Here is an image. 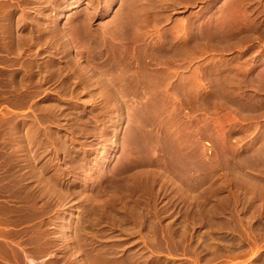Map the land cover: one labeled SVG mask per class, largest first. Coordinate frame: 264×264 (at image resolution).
I'll return each mask as SVG.
<instances>
[{
  "label": "rangeland",
  "instance_id": "obj_1",
  "mask_svg": "<svg viewBox=\"0 0 264 264\" xmlns=\"http://www.w3.org/2000/svg\"><path fill=\"white\" fill-rule=\"evenodd\" d=\"M0 47V264H264V0H0Z\"/></svg>",
  "mask_w": 264,
  "mask_h": 264
},
{
  "label": "bare ground",
  "instance_id": "obj_2",
  "mask_svg": "<svg viewBox=\"0 0 264 264\" xmlns=\"http://www.w3.org/2000/svg\"><path fill=\"white\" fill-rule=\"evenodd\" d=\"M43 2V1H42ZM41 3V2H40ZM42 4V3H41ZM40 4V5H41ZM43 5V4H42ZM46 5V4H45ZM48 5V4H47ZM39 8V7H38ZM45 8V7H44ZM39 10V9H38ZM42 13V12H41ZM44 13V12H43ZM39 14V13H38ZM48 15V14H47ZM37 17V16H36ZM40 17V16H39ZM45 17V16H44ZM9 18V17H8ZM40 20V19H39ZM41 23H42V21H41ZM11 27V26H10ZM231 30V29H230ZM229 30V31H230ZM11 31V30H10ZM9 32V31H8ZM16 32V31H15ZM35 32V31H34ZM65 33V32H64ZM21 35V34H20ZM26 35V34H25ZM38 35V34H37ZM71 35V34H70ZM224 35V34H223ZM226 35V34H225ZM13 36V35H12ZM41 36V35H40ZM69 36V35H68ZM217 36V35H216ZM230 36V35H229ZM15 37V36H14ZM36 37V36H35ZM218 37H219V35H218ZM217 37V38H218ZM239 37V36H238ZM209 38V37H208ZM227 38V37H226ZM39 39H41V37L39 38ZM66 39V38H65ZM207 39V38H206ZM224 39V38H223ZM253 39V38H252ZM37 40H38V38H37ZM218 40V39H217ZM12 41V40H11ZM49 41H51V40H49ZM67 41V40H66ZM65 42V41H64ZM213 42H215V41H213ZM8 43V42H7ZM22 43V42H21ZM73 43V42H72ZM207 43V42H206ZM224 43H226V42H224ZM12 44V43H11ZM212 44V43H211ZM210 44V45H211ZM216 44V43H215ZM235 44H236V42H235ZM243 44V43H242ZM209 45V46H210ZM230 45V44H229ZM251 45V44H250ZM216 46H218V45H216ZM226 46V45H225ZM232 46V45H231ZM237 46H239V45H237ZM229 47V46H228ZM13 48V47H12ZM224 48V47H223ZM226 49H228L227 47H225ZM249 50V49H248ZM55 56V55H54ZM49 61V60H48ZM36 62V61H35ZM35 64V63H34ZM63 66V65H62ZM61 66V67H62ZM49 69V68H48ZM52 69H53V67H52ZM59 71V70H58ZM50 72V71H49ZM49 72H48V74H49ZM45 73H47V72H45ZM56 74V73H55ZM52 75V74H51ZM45 76V75H44ZM49 78V77H48ZM92 85V84H91ZM70 86V85H69ZM98 87V86H97ZM66 90H68V89H66ZM20 119V118H19ZM18 119V120H19ZM20 122V121H19ZM12 123V122H11ZM22 123V122H21ZM38 128V127H37ZM32 129V128H31ZM22 131V130H21ZM55 131V130H54ZM38 132V131H37ZM42 132V131H41ZM46 132V131H45ZM106 132V131H105ZM82 133H83V131H82ZM85 133V132H84ZM103 133V132H102ZM98 134V133H97ZM101 134V133H100ZM18 135V134H17ZM22 136H24V135H22ZM46 136V135H45ZM55 136V135H54ZM109 137V136H108ZM111 137V136H110ZM43 138V137H42ZM18 139V138H17ZM53 139V138H52ZM57 139V138H56ZM27 140V139H26ZM58 140V139H57ZM108 140H110L109 138H108ZM35 141V140H34ZM59 141V140H58ZM47 142V141H46ZM113 144V143H112ZM23 145V144H22ZM58 145H60V144H58ZM64 145V144H63ZM91 145V144H90ZM114 146V145H113ZM60 147H61V145L59 146V150H60ZM77 147V146H76ZM106 147H108V146H106ZM57 148V147H56ZM63 148V147H62ZM73 148H74V146H73ZM93 148V147H92ZM105 148V147H104ZM109 148V147H108ZM94 149V148H93ZM25 150V149H24ZM45 150V149H44ZM58 150V149H57ZM105 150V149H104ZM27 151V150H26ZM33 151V150H32ZM69 151V150H68ZM71 151V150H70ZM88 151V150H87ZM96 151H97V149H96ZM13 152V151H12ZM66 152V151H65ZM101 152V151H100ZM79 153V152H78ZM50 154V153H49ZM72 154V153H71ZM92 154V153H91ZM17 155V154H16ZM25 156V155H24ZM60 157V156H59ZM69 157H71V156H69ZM24 158V157H23ZM67 158V157H66ZM93 158V157H92ZM106 158V157H105ZM44 159V158H43ZM47 159V158H46ZM61 161V160H60ZM55 162V161H54ZM64 162V161H63ZM33 163H34V161H33ZM68 163V162H67ZM56 164V163H55ZM77 164V163H76ZM45 165V164H44ZM84 165V164H83ZM80 166V165H79ZM72 167V166H71ZM28 168V167H27ZM39 168V167H38ZM37 168V169H38ZM42 174V173H41ZM62 174V173H61ZM29 175V174H28ZM37 175V174H36ZM29 177V176H28ZM43 177V176H42ZM56 177V176H55ZM80 177V176H79ZM27 178V177H26ZM75 178V177H74ZM39 180V179H38ZM52 180V179H51ZM47 184V183H46ZM64 184V183H63ZM38 186V185H37ZM36 186V187H37ZM42 187V186H41ZM33 189V188H32ZM66 189V188H65ZM62 190V189H61ZM45 191H46V189H45ZM56 191V190H55ZM79 191V190H78ZM57 192V191H56ZM22 193V192H21ZM34 193V192H33ZM48 193V192H47ZM70 193H72V192H70ZM80 193V192H79ZM78 192H76V195L77 194H79ZM45 194V193H44ZM64 194H65V192H64ZM39 195V194H38ZM51 195V194H50ZM60 195V194H59ZM48 196V195H47ZM54 196V195H53ZM61 196V195H60ZM66 196V195H65ZM71 196V195H70ZM68 201V200H67ZM188 201V200H187ZM199 202V201H198ZM201 204H202V202H200ZM205 203V202H204ZM198 204V203H197ZM199 206V205H198ZM205 208V207H204ZM90 209V208H89ZM202 210V209H201ZM204 211V210H203ZM72 212V211H71ZM88 212V211H87ZM93 213V212H92ZM71 222V221H70ZM78 224V223H77ZM69 234V233H68ZM67 235V234H66ZM65 237V236H64ZM68 238V237H67ZM69 242V241H68ZM72 244V243H71ZM71 248V247H70ZM76 249V248H75ZM78 249V248H77ZM73 251V250H72ZM75 254V253H74ZM78 254V253H77ZM80 260V259H79ZM79 262V261H78ZM262 262V261H261ZM83 263V262H82ZM260 264V263H259Z\"/></svg>",
  "mask_w": 264,
  "mask_h": 264
},
{
  "label": "crops",
  "instance_id": "obj_3",
  "mask_svg": "<svg viewBox=\"0 0 264 264\" xmlns=\"http://www.w3.org/2000/svg\"><path fill=\"white\" fill-rule=\"evenodd\" d=\"M3 48L2 47H0V50H2Z\"/></svg>",
  "mask_w": 264,
  "mask_h": 264
}]
</instances>
